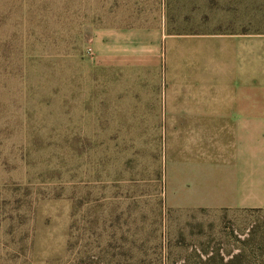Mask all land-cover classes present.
I'll return each instance as SVG.
<instances>
[{
	"label": "rangeland",
	"instance_id": "374dc122",
	"mask_svg": "<svg viewBox=\"0 0 264 264\" xmlns=\"http://www.w3.org/2000/svg\"><path fill=\"white\" fill-rule=\"evenodd\" d=\"M211 3L0 0V264H164L263 242L264 208H214L194 182L169 199L163 120L137 116L163 35L203 30Z\"/></svg>",
	"mask_w": 264,
	"mask_h": 264
},
{
	"label": "crops",
	"instance_id": "0c3cea01",
	"mask_svg": "<svg viewBox=\"0 0 264 264\" xmlns=\"http://www.w3.org/2000/svg\"><path fill=\"white\" fill-rule=\"evenodd\" d=\"M211 7L203 30L163 35L164 62L153 66L159 85H138L137 116L163 120L169 199L194 182L217 200L214 208L260 209L264 0H212Z\"/></svg>",
	"mask_w": 264,
	"mask_h": 264
},
{
	"label": "trees",
	"instance_id": "16d2710c",
	"mask_svg": "<svg viewBox=\"0 0 264 264\" xmlns=\"http://www.w3.org/2000/svg\"><path fill=\"white\" fill-rule=\"evenodd\" d=\"M242 244L237 254L228 257L221 254L208 257L199 256L196 259H185L181 262L169 259L164 264H264V240L263 242H242ZM129 264H146V262L136 260Z\"/></svg>",
	"mask_w": 264,
	"mask_h": 264
}]
</instances>
